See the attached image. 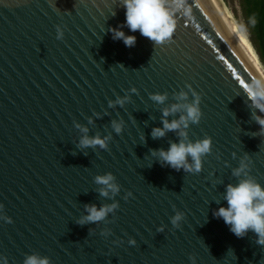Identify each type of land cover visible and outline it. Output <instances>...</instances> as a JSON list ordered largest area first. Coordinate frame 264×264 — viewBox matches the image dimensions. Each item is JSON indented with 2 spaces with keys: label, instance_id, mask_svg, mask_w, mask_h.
<instances>
[{
  "label": "water",
  "instance_id": "95a60500",
  "mask_svg": "<svg viewBox=\"0 0 264 264\" xmlns=\"http://www.w3.org/2000/svg\"><path fill=\"white\" fill-rule=\"evenodd\" d=\"M188 4L171 41L157 45L126 26L123 0H0V259L264 264L254 232L238 238L214 215L228 185H264V113L247 92L255 70L219 0ZM113 28L135 45L113 39ZM197 97L201 119L181 130L186 143L211 138L212 151L191 173L153 156L181 130L155 139L152 130L165 109L179 105L167 117L178 120ZM85 135L107 146L81 147ZM107 174L120 191L104 197L96 177ZM112 204L104 221L79 223L86 206Z\"/></svg>",
  "mask_w": 264,
  "mask_h": 264
},
{
  "label": "clouds",
  "instance_id": "9594fccd",
  "mask_svg": "<svg viewBox=\"0 0 264 264\" xmlns=\"http://www.w3.org/2000/svg\"><path fill=\"white\" fill-rule=\"evenodd\" d=\"M125 8L126 26L132 31L137 32L155 42L157 45H164L171 41L177 30V15L183 12L187 15L192 11L188 0H123ZM113 39L122 40L127 47H132L136 43L135 36L126 35L124 31L111 29ZM255 78L248 85L247 92L252 100L253 107L260 113H264V71L255 70ZM183 98V94L182 97ZM158 103H164L167 99L164 95H154L152 97ZM117 103L123 104L120 100ZM199 98L192 105L186 106V116H181L178 120L169 121L167 119L171 114L179 110V105H173L170 109L163 112V127L154 128L152 137L162 138L169 131L187 129L189 122L198 123L201 119V111L198 107ZM257 123L261 126V132L264 134V117L256 116ZM113 127L117 133L121 132L122 126L114 122ZM85 133L88 132L84 128ZM182 138L179 143H172L167 151L160 150L153 152L164 164L170 165L176 170L183 169L187 172L198 173L202 169V158L212 151V140L206 138L195 143L185 142L187 138L186 131H178ZM106 147V139L99 136L90 138L85 135L80 141L81 147L97 146ZM191 158V163H189ZM244 167L235 170L234 175L240 176L244 172ZM115 177L112 174L96 177V183L105 186L100 190V194L108 197L109 193L116 194L120 191L119 186L114 182ZM224 200L226 207H220L214 215L222 218L225 224L230 226V231L238 238H243L249 231L254 232L257 237V243L264 245V185H261L253 178L242 179L238 184L228 185ZM117 204L97 207L96 205L86 206L88 213L79 221L81 224L101 222L106 219L109 213L114 212ZM182 219L177 214L173 219V225L178 226ZM135 243V241H130ZM0 264H7V261L0 259ZM24 264H51L47 257L38 255H29L25 258Z\"/></svg>",
  "mask_w": 264,
  "mask_h": 264
},
{
  "label": "trees",
  "instance_id": "16d2710c",
  "mask_svg": "<svg viewBox=\"0 0 264 264\" xmlns=\"http://www.w3.org/2000/svg\"><path fill=\"white\" fill-rule=\"evenodd\" d=\"M244 27L264 66V0H240Z\"/></svg>",
  "mask_w": 264,
  "mask_h": 264
},
{
  "label": "rangeland",
  "instance_id": "374dc122",
  "mask_svg": "<svg viewBox=\"0 0 264 264\" xmlns=\"http://www.w3.org/2000/svg\"><path fill=\"white\" fill-rule=\"evenodd\" d=\"M223 2L227 8L229 18L230 17L233 18L234 23L236 24L239 31L243 35V40L250 46L252 51L257 55V57L259 59V56H258L253 44L251 43L249 36H248V33L244 27V19H243V13L241 10V6H240V0H223ZM259 61H260L261 65L264 69V66H263L260 59H259Z\"/></svg>",
  "mask_w": 264,
  "mask_h": 264
},
{
  "label": "bare ground",
  "instance_id": "6f19581e",
  "mask_svg": "<svg viewBox=\"0 0 264 264\" xmlns=\"http://www.w3.org/2000/svg\"><path fill=\"white\" fill-rule=\"evenodd\" d=\"M219 2L221 4V6H222V8H223L228 20H229V22H230L234 32H235V34H236V36H237V38H238V40H239V42H240V44H241V46H242V48L244 50L246 56L248 57L252 67L254 68V70H262V71H264V69H263V67H262L257 55L252 51L250 46L243 40V35L241 34V32L239 31L238 27L234 23L233 18L232 17L229 18L227 8L225 7V5L223 4V2L221 0H219Z\"/></svg>",
  "mask_w": 264,
  "mask_h": 264
}]
</instances>
